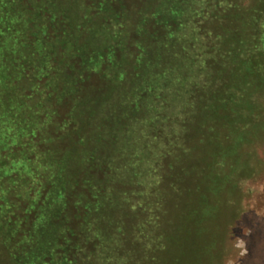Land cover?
Masks as SVG:
<instances>
[{"label": "rangeland", "instance_id": "1", "mask_svg": "<svg viewBox=\"0 0 264 264\" xmlns=\"http://www.w3.org/2000/svg\"><path fill=\"white\" fill-rule=\"evenodd\" d=\"M15 1L44 27L46 69L39 119L0 166L63 158L75 182L40 177L19 208L0 182V264H264V0ZM50 195L67 207L40 227Z\"/></svg>", "mask_w": 264, "mask_h": 264}, {"label": "trees", "instance_id": "2", "mask_svg": "<svg viewBox=\"0 0 264 264\" xmlns=\"http://www.w3.org/2000/svg\"><path fill=\"white\" fill-rule=\"evenodd\" d=\"M0 4H2V7L4 8H10V4H13L14 6V15L9 14V17H7L5 20L7 26V29L5 30H9V32L5 34L4 38H1L3 36L0 35V64L4 61L2 59L7 60L9 58L13 68L20 69V74L18 75H12L11 73L7 74V71L2 74L0 70V109L2 110L3 108V114L6 117L5 123H7L4 127L0 126V162L4 161V163H6L9 158L13 160V157L16 154V152L13 151V148H18L21 145L19 143L21 141H19L18 138L16 141L8 143L10 141V135L12 134V131L17 129L20 131L19 133H24V136H27L29 134L30 127L33 126V121L39 119L37 117V110L38 106L41 105V99H38V95L35 91L36 89L34 88V86L36 79H39V77H43V70L46 69L45 61L39 63V59L37 58L39 55H42L43 51H45L47 43L44 40L45 31L42 30L44 29V27L41 26L42 24L38 20H36L35 22V17L32 18L31 15L28 14V12L26 11V7H21L20 4H18V2L15 0H0ZM36 18H42L40 11L37 12ZM45 25H47V22ZM16 27L19 30L18 36V30L15 31ZM9 34L11 38L8 40L7 44H4L3 40ZM35 53L37 55H34ZM44 93L45 92H43V97H45L46 95ZM43 120L39 121V123L42 124ZM3 131L4 133L6 132L5 134H8V139L7 137H5ZM28 139V144H32L33 138L28 137ZM18 152L21 153V150H18ZM7 158L8 160H5ZM12 162L13 164H15V159ZM30 163L31 166L28 165V163H24L21 168L16 166L6 168L9 165L0 166V182L5 188H7L11 200L15 199V202L11 201L12 208L20 207V203L23 202V199L28 195V193L26 192V186H28V184L33 185V183H36V180L40 181V177H50L59 180L56 183L55 189L58 190L57 193L61 194L62 191H65V188L67 186L73 185V182H75V177H73L75 176V173H72L68 176L65 175L63 158L56 163L55 168L52 165L48 164L47 166H44L43 169H41L42 167L36 169L35 163ZM32 166L34 169H31ZM12 168H14L15 170H13ZM45 171H48V173L46 174ZM51 195L49 196L46 203H44V211L41 212L43 217L41 216L40 221L38 222V225L40 227L46 225L47 222L53 218V216L55 218V215H53V211L55 210V208L61 211L65 207H67L66 205H64L66 203L61 198L63 196L59 197L57 195ZM211 213V204L207 203L206 200L200 202V204L195 207L193 214L195 217H198V219L195 220L197 224L194 227V231H200L202 230V228H204V226L207 224V217ZM65 227L66 226L64 225L60 226L58 229H54V234L59 230L61 231L60 234H63ZM191 227L192 225L188 229H191ZM190 231L191 233H193V227ZM60 234L59 236L61 237L58 236L56 238L53 234H49V237L52 236V238L50 240V238L47 237L48 240H46L47 243L45 242V249H48L51 253L56 249L59 251L62 250V244L66 238L62 237V235ZM60 241H62V243H59ZM119 256L124 257L125 253ZM55 259L57 260L54 261L59 260L58 257ZM127 259L134 260L133 264H136L135 258L131 254L127 256ZM116 264H120V262ZM121 264L124 263L121 261Z\"/></svg>", "mask_w": 264, "mask_h": 264}]
</instances>
